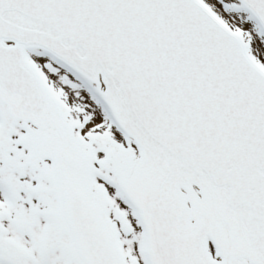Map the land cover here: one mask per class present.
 Returning <instances> with one entry per match:
<instances>
[{
  "label": "snow or ice",
  "instance_id": "1",
  "mask_svg": "<svg viewBox=\"0 0 264 264\" xmlns=\"http://www.w3.org/2000/svg\"><path fill=\"white\" fill-rule=\"evenodd\" d=\"M0 264H264V0H0Z\"/></svg>",
  "mask_w": 264,
  "mask_h": 264
}]
</instances>
